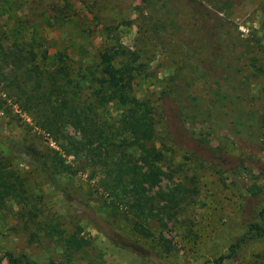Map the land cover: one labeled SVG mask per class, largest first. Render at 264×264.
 Instances as JSON below:
<instances>
[{"label": "rangeland", "instance_id": "374dc122", "mask_svg": "<svg viewBox=\"0 0 264 264\" xmlns=\"http://www.w3.org/2000/svg\"><path fill=\"white\" fill-rule=\"evenodd\" d=\"M68 2L78 15L87 16L86 24L80 29L57 21L47 28L43 25L44 37L52 45L50 55L78 59L74 52L79 51L80 60L87 62L103 44L104 33L93 28L95 21L117 26L113 36L123 48L137 53L142 63L143 75L133 84V93L147 96L155 109L152 147L165 160L161 171L173 177L171 181L162 178L161 185L182 183L192 190L188 208L154 232L173 246L169 260L264 264V237L251 248L227 256L234 238L245 228L241 205L262 184L264 173V141L257 131L264 112V0H97L100 6L92 11L97 19L88 11L91 0ZM102 113L104 117L115 114L109 108ZM0 129L28 150L56 152L65 163L73 162L34 125L1 83ZM211 152L222 154L228 165L209 166ZM0 159L28 180L29 191L40 198L42 213L57 224L56 232L88 242L81 251L67 255L55 237L49 239L41 230L36 231V239L31 237L35 227L17 201L8 199L0 208V255L24 253L36 262L48 258L61 264H150L109 243L2 136ZM72 171L58 176V181L105 219L108 228L129 232L128 222L110 216L103 199L87 185V173L77 165ZM257 208V202L250 203L247 216H253ZM139 241L153 250L148 242Z\"/></svg>", "mask_w": 264, "mask_h": 264}, {"label": "trees", "instance_id": "16d2710c", "mask_svg": "<svg viewBox=\"0 0 264 264\" xmlns=\"http://www.w3.org/2000/svg\"><path fill=\"white\" fill-rule=\"evenodd\" d=\"M91 1L88 11L97 19L92 11L100 2ZM86 18L78 15L68 0H0L1 87L65 156H72L73 162L65 163L56 152L46 155L28 150L1 129L0 136L109 243L150 264H176L168 258L173 246L156 238L154 232L188 208L192 190L182 183L161 185L162 178L171 181L173 177L161 171L165 160L152 147L154 106L147 96L139 98L133 93V84L143 75L139 56L123 48L113 36L117 26L101 20L95 21L93 28L104 33L103 44L89 61L80 60L79 51L74 52L78 59L50 55L51 41L44 37L42 26L47 28L51 21H57L80 29ZM108 108L115 114L104 117L102 111ZM257 131L264 141V112ZM208 159L212 168L228 165L222 154L211 152ZM74 165L87 173V185L103 199L101 203L109 215L128 222L129 232L108 228L105 219L99 218L89 204L74 198L58 181L62 174H73ZM261 180L262 184L241 205L245 228L234 238L227 256L236 255L243 247L251 248L264 237V173ZM8 199L17 201L27 222L35 227L31 237L36 239V231L41 230L49 239L55 237L67 255L88 244L82 237L56 232L57 224H51L42 213L40 198L29 191L28 180L0 159V208ZM254 201L258 208L248 217L246 211ZM139 240L148 242L153 250L140 246ZM3 260L7 264H61L48 258L36 262L24 253L13 255L8 251L1 253L0 262Z\"/></svg>", "mask_w": 264, "mask_h": 264}, {"label": "water", "instance_id": "95a60500", "mask_svg": "<svg viewBox=\"0 0 264 264\" xmlns=\"http://www.w3.org/2000/svg\"><path fill=\"white\" fill-rule=\"evenodd\" d=\"M219 264H230L229 263V261H227V260H223L221 263H219Z\"/></svg>", "mask_w": 264, "mask_h": 264}]
</instances>
